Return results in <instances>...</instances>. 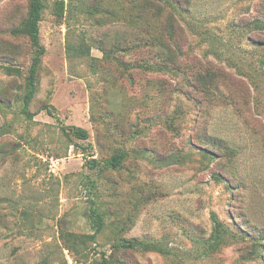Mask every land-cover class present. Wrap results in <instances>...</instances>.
Instances as JSON below:
<instances>
[{
    "label": "rangeland",
    "instance_id": "obj_1",
    "mask_svg": "<svg viewBox=\"0 0 264 264\" xmlns=\"http://www.w3.org/2000/svg\"><path fill=\"white\" fill-rule=\"evenodd\" d=\"M143 1L44 0L28 119L32 47L14 30L29 2L0 0V65L21 69L0 66V264H264V0H174L178 10L155 0L160 22ZM173 12L184 54L165 62L145 20L170 41ZM82 39L93 58L69 59L68 43ZM208 71L209 88L196 80ZM72 126L89 139L63 132ZM118 147L128 151L120 169L86 166V153L102 160ZM92 206L104 229L74 254L62 231L92 233ZM213 212L230 234L205 253ZM130 238L172 254L113 248Z\"/></svg>",
    "mask_w": 264,
    "mask_h": 264
},
{
    "label": "trees",
    "instance_id": "obj_2",
    "mask_svg": "<svg viewBox=\"0 0 264 264\" xmlns=\"http://www.w3.org/2000/svg\"><path fill=\"white\" fill-rule=\"evenodd\" d=\"M164 5H168L173 10L181 9L180 6L174 0H163ZM29 10L25 21L22 25L14 30V33H20L27 36L30 40L32 47V59L31 64L26 75V90L23 95V107L22 113L28 119H33L35 113L30 111V105L34 99L37 92L38 85V74L43 57L46 53V47L41 41V21L43 19V13L46 8L44 0H28ZM60 4H64L62 1ZM63 5H59V10L63 11ZM138 8H144L152 11V15L155 19L160 22L163 14V5H158L155 0H144L141 6ZM136 7V9H137ZM59 12V11H58ZM146 27L144 32L146 34L145 38L151 43L153 47H162V51H159L158 57L164 58V61L177 60L178 54L183 55L184 51L180 48V45L175 39V13H169L166 18V24L168 31L170 33V41H165L163 37L157 34L156 25L152 24L149 20H145ZM149 24V27L147 26ZM67 56L69 59L73 58H93L91 56V47L86 40L82 39L78 43L69 42L66 48ZM170 63H165L167 66ZM8 74H20V67L13 65H0ZM217 75L213 71H208L206 73H201L196 76L197 83L199 85H206L209 88L210 85H214ZM217 87V86H216ZM218 88V87H217ZM212 90V89H211ZM210 90V91H211ZM46 109L51 115L54 114V107L50 104L44 105L42 107ZM63 132L68 135H74L79 139L86 140L89 139V132L87 129L79 126L63 127ZM88 149L84 147V150ZM87 152V151H86ZM85 152V153H86ZM86 166L91 170L102 171V170H116L120 169L123 165L124 160L128 155V151L122 147H118L112 153V155L105 159H98L94 157V153H86ZM89 219L92 226V233L88 234H72L67 231H62V237L66 242L67 248L76 254L79 251L80 245H87L88 242H97L98 235L102 232L105 226V220L103 214L97 208V206H92L89 210ZM212 223L213 230L210 239L205 248V253H211L219 249L221 246L228 242L229 229L226 224L219 218L217 213H212ZM75 235V236H74ZM113 248L116 250H141V251H155L166 255H171L170 249L165 247L159 242H154L145 239H120L113 242ZM104 254V253H103ZM105 257V255L103 256ZM103 259V258H102ZM101 264H109L105 259L102 260ZM117 264H128L126 261L121 260Z\"/></svg>",
    "mask_w": 264,
    "mask_h": 264
}]
</instances>
